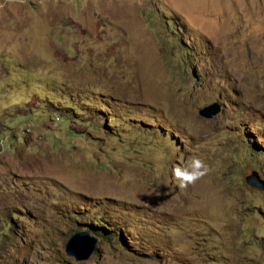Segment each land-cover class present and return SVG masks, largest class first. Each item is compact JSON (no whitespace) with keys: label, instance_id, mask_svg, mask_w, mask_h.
Returning a JSON list of instances; mask_svg holds the SVG:
<instances>
[{"label":"rangeland","instance_id":"rangeland-1","mask_svg":"<svg viewBox=\"0 0 264 264\" xmlns=\"http://www.w3.org/2000/svg\"><path fill=\"white\" fill-rule=\"evenodd\" d=\"M254 170L264 0H0V264H264Z\"/></svg>","mask_w":264,"mask_h":264},{"label":"water","instance_id":"water-1","mask_svg":"<svg viewBox=\"0 0 264 264\" xmlns=\"http://www.w3.org/2000/svg\"><path fill=\"white\" fill-rule=\"evenodd\" d=\"M221 111V105L218 102L209 104L200 109V114L205 117H213ZM248 184L264 190V181L259 178L257 171L246 177ZM98 238L89 231H79L72 235L66 245V251L73 255L77 260L88 259L95 251Z\"/></svg>","mask_w":264,"mask_h":264},{"label":"trees","instance_id":"trees-1","mask_svg":"<svg viewBox=\"0 0 264 264\" xmlns=\"http://www.w3.org/2000/svg\"><path fill=\"white\" fill-rule=\"evenodd\" d=\"M97 228H94L93 230H96ZM100 229V228H99ZM97 232H100L101 233V236L103 237V233L101 230L97 231ZM105 234V233H104ZM110 237H113V236H110Z\"/></svg>","mask_w":264,"mask_h":264}]
</instances>
